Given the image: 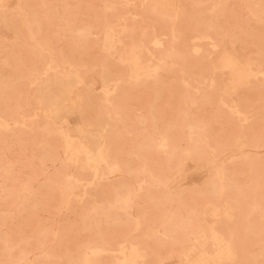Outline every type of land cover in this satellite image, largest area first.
I'll use <instances>...</instances> for the list:
<instances>
[{
	"label": "rangeland",
	"instance_id": "obj_1",
	"mask_svg": "<svg viewBox=\"0 0 264 264\" xmlns=\"http://www.w3.org/2000/svg\"><path fill=\"white\" fill-rule=\"evenodd\" d=\"M15 1L0 0V115L9 122L0 125V264H84L90 246L106 248L91 264H120L128 231L148 246L136 264H264V85L235 81L256 69L245 57L264 63V0ZM172 28L173 58L140 52L147 34L166 38ZM223 38L236 50L222 49ZM48 82L55 113L67 106L55 122L41 109ZM115 84L109 103L102 88ZM68 132L87 169L108 133L118 169L102 165L103 177L88 183L92 172L64 152ZM222 198L232 217L216 211ZM200 229L209 234L183 254Z\"/></svg>",
	"mask_w": 264,
	"mask_h": 264
},
{
	"label": "bare ground",
	"instance_id": "obj_2",
	"mask_svg": "<svg viewBox=\"0 0 264 264\" xmlns=\"http://www.w3.org/2000/svg\"><path fill=\"white\" fill-rule=\"evenodd\" d=\"M12 1H14L16 3L15 0H12ZM140 1L143 4H150L152 2V0H140ZM18 4H20V2ZM164 6L166 7L165 4H164ZM140 33L141 32H139V34ZM163 34L167 35L168 39H167V37L166 38L160 37L157 34H151V35L147 34V36L138 45L140 48V52L145 49L148 52L150 58H153V57L159 58L161 60V62L164 64L165 60L167 58H173L175 56L173 47L171 45H166V42L168 40L174 41L177 38V36H176L177 33L175 32V29L172 28L170 32H164ZM169 34H170V37H169ZM200 36H202V38L207 37L210 39V41L214 40L212 38V36L208 33L200 34ZM138 37H139V35H138ZM221 43H222V49L228 48L232 51L236 50L234 48L235 45L233 44V41H231L229 38H223L221 40ZM150 44L157 47L159 52L156 53V52L150 50V47H149ZM212 45L214 47H217L219 45V42H216V43L213 42ZM194 49L198 50L199 47L195 46ZM237 55H238V53H237ZM140 56H141V59L143 61V65H144L145 69H147L149 67L151 68L149 63L145 62L146 58H144V56H142L141 53H140ZM238 56L240 57V55H238ZM244 59L247 60L248 62L254 63L256 65V69L248 71V72L242 71V73H239V75L235 78V81H239L240 82L239 85H247V84H250L252 82V80H254V78H256L255 80L259 79L258 83H262V85H264V63H263V61L259 57H256V56H253V57L249 56V57H245ZM70 65H72V64H69V66ZM48 66H50V64H48ZM157 67H159V65H156L155 68H157ZM31 73L33 74V72H31ZM37 73L34 72L35 77H38ZM209 81H210L211 85L215 83V80L213 78H211ZM116 82H120V79L116 80ZM258 83H257V85H258ZM262 85H258V86L260 87ZM117 87H118V85L115 84L112 86L105 85L102 88V90L105 92V100L107 102H109V103L112 102L111 93H112V91L116 90ZM41 88H43V92L46 93V95L45 94L43 95L42 102H41V104H42L41 109H42L43 117L47 122L48 121L49 122L50 121L55 122L56 120H58L57 117H59L60 113L62 115H63V113L64 114L67 113V106H66V104H63V106H62L63 112L60 111V112H58L59 114H56L55 109H56L57 105L53 101L52 95L57 91V88L51 89V91H50L49 82L45 83ZM67 91H69V89ZM49 94H51V95H49ZM233 98H234V100H236V102L234 104H232L233 110L239 115H244V119H247L248 118L247 112L244 109H242L240 101L238 100V98H236L235 95ZM5 116L0 115V125H2L3 127H6L9 125V122ZM24 117H25V113H22V112L18 113V117L14 118L13 123L14 124H20V125L23 124ZM62 117H65V115H63ZM104 128H105V130H107V125H105ZM169 139L170 138H169V135L167 133L164 132V133L160 134L159 145L160 146L168 145ZM74 140H75L74 135H72L70 132L66 133L63 136L64 152L67 155L69 161L74 163L75 165H77L81 170L86 171V172H89V171L92 172V176L88 180V183H93V182H95L96 179L103 177L102 173L100 172V168L102 165H106L112 171H115L118 169L119 164L115 160L111 159V153H110L111 143H110V135L108 133H105L103 135L102 141L100 142V144L98 146H96L94 148V151L92 152L91 156L93 158H91L90 161L87 163L89 165V167L91 166V169H87V167H86L87 165L85 166V165L80 163V159L78 156L81 154V152H80L79 148L74 144ZM226 156H228V155H226ZM215 174H216L218 179H222V169L220 167H216ZM70 177H73V178H76L77 180H80V178H78V176L73 175L72 173L69 176V178ZM90 185H92V184H90ZM222 193H223V187L220 189L221 197L223 196ZM85 194H86V190H84L82 192V194L76 193V195H81V196H83ZM121 200L125 205L129 203V199L127 197L122 198ZM223 202L224 203L220 206L215 205L216 211L218 212V210H220V209H226L231 214V217H232V215L234 214V212H233L234 207L232 205H230L229 203H227L226 199H223ZM212 203L213 202H208L207 205L212 204ZM214 219L218 220L220 218H219V216H215ZM159 221L161 222L160 219H155L153 221V223H157L156 228H157L158 232H160L163 235H166L168 229L165 226L162 227V225L158 224ZM158 225H160V226H158ZM160 227H162L163 229H161ZM139 228H140V221H139V219H136L135 223H134L133 230L135 231V230H138ZM218 230L220 231L219 233L222 235L223 240L229 245L230 253L233 256L235 251H234V246H233L232 242L226 237V233H225L224 229L219 227ZM209 231H210V229H200L197 231L189 232L190 237L188 239H189L191 245H190V247H188L186 249L185 252H183V251H181V252H183V254H186V255L191 254L195 248L194 243L197 240V238H199L200 236H202L205 233L209 234ZM142 233L144 235L149 234L148 231H144ZM130 234H131L130 231L123 233L124 239L119 242L120 243L119 247L116 249V251L123 254L122 259L120 260V264H136L139 261H142L148 255V252H147L148 246L142 245V242L137 240V239L135 240V239L130 238ZM210 240H212V239H210ZM212 242L214 243L213 240H212ZM105 249L106 248H104L102 246H90V247H88L86 249V252L84 255V264H91V261H90L91 257L94 255H98L99 253L103 252ZM112 250H114V249H112ZM175 256L178 257L179 255H175ZM160 261H161L160 263H162L163 259H160Z\"/></svg>",
	"mask_w": 264,
	"mask_h": 264
}]
</instances>
